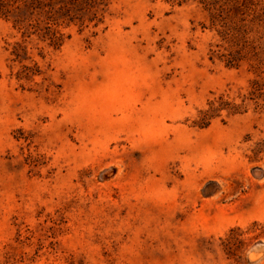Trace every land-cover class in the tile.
Instances as JSON below:
<instances>
[{"label":"rangeland","instance_id":"1","mask_svg":"<svg viewBox=\"0 0 264 264\" xmlns=\"http://www.w3.org/2000/svg\"><path fill=\"white\" fill-rule=\"evenodd\" d=\"M211 2L0 19V264H264V68Z\"/></svg>","mask_w":264,"mask_h":264},{"label":"trees","instance_id":"2","mask_svg":"<svg viewBox=\"0 0 264 264\" xmlns=\"http://www.w3.org/2000/svg\"><path fill=\"white\" fill-rule=\"evenodd\" d=\"M51 3L52 0H0V19L11 20L18 28L44 11L43 23L48 28L51 17L47 9ZM211 4L215 9L214 17L223 19L218 22L221 26L218 34L229 49L221 59L235 67L241 60L253 58V68H264V0H212ZM221 12L226 16L222 17ZM254 84L259 85L257 81H253Z\"/></svg>","mask_w":264,"mask_h":264}]
</instances>
